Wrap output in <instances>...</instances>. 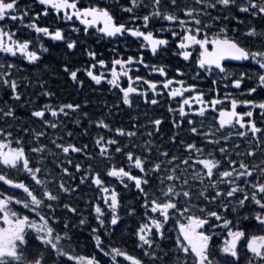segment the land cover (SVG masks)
Masks as SVG:
<instances>
[{
  "label": "snow or ice",
  "instance_id": "1",
  "mask_svg": "<svg viewBox=\"0 0 264 264\" xmlns=\"http://www.w3.org/2000/svg\"><path fill=\"white\" fill-rule=\"evenodd\" d=\"M33 3L39 11L27 3L21 6V0H0V90L8 96L0 106V264H264V26L258 29L252 23L237 36L238 29H229L226 22L243 25L244 20L223 14L235 9L252 21L264 20V0H126L119 5L127 15L123 22L96 0L87 6L81 0ZM50 13L72 22L73 32L94 33L98 40H132L139 54L124 58L113 48L109 64L97 59L95 50L85 49L91 63L83 69L65 64L64 73L83 88L78 76L83 71L94 86L106 84L117 94V102L105 103L106 115L96 120L83 111L87 100L84 105L45 103L31 110V118L42 126L36 129L19 123L16 115L15 104L27 99L17 62L39 64L49 51L40 42L41 34L64 42L69 51L79 43L66 38L59 26H41L40 18ZM157 32L175 39L174 54L189 62L193 81H211V99L197 83L183 78L181 68L170 78L165 66L145 62L144 50L155 56L169 45ZM233 61L240 63L230 66ZM134 65L164 79L133 76V70L139 72ZM97 67L101 71H94ZM219 84L239 96L225 91L221 97ZM37 85L38 96L55 95L43 80ZM164 95L177 100L176 107L169 103L167 109L174 131L166 144L162 118L141 125L133 117L127 128H113L108 119L121 106L131 109L136 99L156 106ZM239 106L246 110L238 111ZM73 116L83 135L90 134V127L108 135L97 134L91 151L87 143H65V138L74 139L64 124ZM185 123L187 140L180 138ZM73 154L82 159L74 163ZM130 188L135 189L137 206L129 205L125 214L136 218L131 237L139 255L126 246L105 245L100 234L121 223L123 192ZM88 190L95 195L88 197ZM84 228L95 242L96 255L75 251L76 230Z\"/></svg>",
  "mask_w": 264,
  "mask_h": 264
},
{
  "label": "flooded vegetation",
  "instance_id": "2",
  "mask_svg": "<svg viewBox=\"0 0 264 264\" xmlns=\"http://www.w3.org/2000/svg\"><path fill=\"white\" fill-rule=\"evenodd\" d=\"M25 3L31 5L33 10L35 11L40 10V6L34 4L33 0H21V6H23ZM81 3L87 6V4H84L83 2ZM115 17L121 22L127 19L126 16L124 17L115 16ZM39 23L41 24V26H50L51 29L53 30L57 26H59L64 29L66 38L70 37L72 39H76L79 41V43L76 49L69 51L66 48L64 42L52 41L50 40V38L43 37V35L41 34L40 42L44 43L45 47L49 48V51L43 54L39 64L36 66H32L29 65L26 60L22 62H17L18 69H20V71L17 72L16 69H14L13 71L17 72V78L19 77L25 78L23 79L21 90L23 92V96L27 98L26 101L22 100L21 103L15 104L16 115L21 118L19 123L31 126L36 129H40L42 126L39 123H36L31 118L30 113L33 108L42 106L45 103H51L53 105H58L61 103H80L81 105H84V102L87 100L88 104L87 106L83 107V111L88 112L89 117L92 120H96L102 115H106L107 110L105 109L104 104L105 103L109 105L115 104L117 102V94H113L112 92H110L106 84L104 85V87L94 86L90 82V79L86 77L83 71L78 73L79 78L84 80L83 88H80L78 85H74L71 82L68 75L64 73L62 66L68 64L71 69L85 68L89 63H91L90 59L87 57L85 53V49L95 50L97 52V59L103 58L106 61H108L110 64V61L113 58V52H112L113 48L117 49L118 55H122L124 58H126L128 55L139 54L137 51L138 44L133 43L132 40H127V41L124 40L115 41L108 39L98 40L97 36L94 33L86 36L83 33V31H80L79 33L73 32L71 30L73 27L72 22H64L62 17H57L54 13H50L47 17L42 16L40 18ZM75 26L82 28V25H80L78 21L75 22ZM155 28L159 29L160 24H156ZM90 32H93V30H90ZM156 34L166 36L169 39V45L167 49L160 50L158 54L155 56H153L149 50H144L145 62L148 64L165 66L168 72V76L170 78L176 76L175 70L177 67L181 68L183 71L186 72V76L183 78L186 79L188 83H193V82L197 83L199 90L205 92L206 99H211L212 96L211 94H209V89L212 87L211 81L209 79H201V80L193 81L190 78L192 73L191 71H189V62L183 61L181 57L174 54L176 49L175 39L172 38L167 32L165 33L157 32ZM22 35L28 36V32L22 31ZM35 37L36 34L32 33L30 38L35 39ZM195 55L196 53H194V57ZM194 57H193V62H194ZM0 59H2V56H0ZM228 63L230 66H232L239 64L240 62H228ZM136 67H139V72L137 73L135 70H133L131 73L133 76L138 74L148 79H152L156 81H160L164 79L163 77H160L158 73H152L151 75H149V70L145 69L143 66L134 65L133 69H135ZM94 71L99 72L101 71V69L97 67V69H95ZM177 78L179 79L180 77ZM39 80H43L45 82L46 88L55 93L53 97L49 98V97L37 95V93L41 91L37 85V81ZM28 81L32 82L31 86H28L29 85V83H27ZM121 83L123 86L126 87L127 86L126 78H122ZM24 86H28V87L25 88ZM141 87H146V86L141 85ZM218 87L220 88L221 97H223L225 91L231 92L233 95L239 96V93L233 90L231 87H229L227 90L223 88L222 84H219ZM185 95H187V93ZM149 97L151 98V93H149ZM158 99L160 100V103L159 105L156 106L145 105L142 98L136 99L131 109L127 108L126 106H121L119 111L118 112L114 111L113 115L108 117V119L112 124L113 128L118 126H123L127 128L130 126L133 117H138L141 125L147 124L149 119L162 118L164 123L161 125V135L164 137L163 142L166 144L168 137L174 131L171 127L172 114H170L167 111V109L169 107V103H171L172 107H176L177 100L173 99L172 101H169L166 95L161 96ZM6 100H8V96L5 94L3 90H0V106H3L2 102ZM9 103L12 102L9 101ZM224 105L230 106L228 104V101H224ZM193 107H196V105L194 104ZM244 110L246 109L243 106L238 107V111H244ZM49 118L51 119V117ZM211 119L212 117L209 116L208 120L211 121ZM256 119L258 126H260L261 120L259 118L258 109L256 110ZM75 120L76 117L73 116L71 120L64 121V124L67 126V128L73 131L74 133V139L68 140L67 138H65V143H69V142H75L77 144L87 143L89 145V150L91 151L93 138L97 134H104L106 136L108 135L107 133H104L101 130L95 129L94 127H90L89 128L90 134L88 136H85L82 134L83 127H77L73 123V121ZM10 122L16 123L15 121H10ZM82 123L84 126H87L86 120L82 121ZM0 126H3L2 122H0ZM184 128L185 130L181 131L180 133V138L187 140L189 136L186 131L187 129L186 123ZM142 131H146V129H142ZM52 135H53V131L49 129V136ZM137 142L142 143L143 141L138 138ZM156 142L161 143L159 138H156ZM244 143H241V151H244ZM170 150L174 151V149H170ZM81 159L82 157L73 154L74 163L80 161ZM132 193H136L134 188H130L129 190L123 192V196H122L123 204H137V199H138L137 195H132ZM94 195L95 193L93 191L91 190L87 191L88 197ZM80 207L85 208L86 206L83 204V202H81ZM121 208L124 207L122 206ZM84 215L88 216V212H85ZM125 218L128 219V216H126ZM88 219L91 225L95 226V221L92 219V217L88 216ZM73 223H75V220H73ZM0 224H2V222H0ZM169 227H171V225H169ZM133 229L134 228H131L128 225V221L124 219L123 224L120 223L118 227H114L111 231L107 233H105L104 230L101 229L100 230L101 239L105 245H118L120 247L126 246L127 250L131 254L139 255L140 254L139 250L135 248L133 244V239L131 237V232L133 231ZM76 232H77V236L75 239L78 241V244H74L75 251L82 256H89L90 254L96 255L97 250L95 248V242L91 239L89 229L88 228H84L83 230L77 229ZM241 256L243 257V250H241Z\"/></svg>",
  "mask_w": 264,
  "mask_h": 264
},
{
  "label": "trees",
  "instance_id": "3",
  "mask_svg": "<svg viewBox=\"0 0 264 264\" xmlns=\"http://www.w3.org/2000/svg\"><path fill=\"white\" fill-rule=\"evenodd\" d=\"M96 2H97V1H96ZM98 3H100L101 6H105V5L109 6L111 11L116 10V11L118 12V7H117L116 5L119 6L120 4L126 3V0H100V1H98ZM217 14H218V11L212 13L213 16H215V15H217ZM223 14H226V15H237V16H239L241 19H243L244 22L247 21V24L250 25V24H252V23H255V25H256L257 27H258V26H261V25L264 24V20L257 19V20H255V21H252V20H250L249 17H247L246 15L241 14V13H237V12L235 11V9L231 10V12H225V13H223ZM251 22H252V23H251ZM226 26H227L229 29H231V28H237V29H238V32H240V28H243V29L245 28L244 26L237 25L236 22H235L234 20H233V21H230V22H226ZM242 31H243V30H242ZM242 31H241V32H242ZM230 32H231V31H230ZM232 35H233V33H232ZM129 205H131V204H123V203H122V206H123L124 208H121V209L119 210V214H120V216H121V224H123L124 219H125V220L128 221V225H129L131 228H134L135 225H136V218H129V217H128V219L125 218V217L127 216V215L125 214V209H126V207H128ZM131 206H132V205H131ZM135 206H137V205H135Z\"/></svg>",
  "mask_w": 264,
  "mask_h": 264
},
{
  "label": "bare ground",
  "instance_id": "4",
  "mask_svg": "<svg viewBox=\"0 0 264 264\" xmlns=\"http://www.w3.org/2000/svg\"><path fill=\"white\" fill-rule=\"evenodd\" d=\"M260 27H262V25L260 26ZM133 45V44H132ZM134 48V47H133ZM56 56V55H55ZM54 56V57H55ZM56 59V58H55ZM63 59V58H62ZM57 66V65H56ZM63 67V66H62ZM51 69H52V67H51ZM55 69V68H54ZM55 73V72H54ZM53 73V74H54ZM60 74H61V72H60ZM52 75V74H51ZM67 75V74H66ZM58 77H59V75H58ZM62 77V76H61ZM61 77H60V79H61ZM28 78V77H27ZM26 78V79H27ZM30 78H31V76H30ZM26 81V80H25ZM59 81V80H58ZM62 81V80H61ZM86 81V80H85ZM24 83H26V82H24ZM27 83H29V81L27 82ZM32 83V82H31ZM34 83V82H33ZM33 87H34V85H33ZM64 89V88H63ZM92 94V93H91ZM87 95V94H86ZM95 95V94H94ZM33 96V95H32ZM35 96V95H34ZM84 97V96H83ZM82 98V97H81ZM92 98V97H91ZM99 98V97H98ZM102 99V98H101ZM35 100V99H34ZM84 101V100H83ZM93 103V102H92ZM97 103H99V102H97ZM103 103V102H102ZM96 106V105H95ZM65 121H68V120H65ZM26 122V121H25ZM51 130V129H50Z\"/></svg>",
  "mask_w": 264,
  "mask_h": 264
}]
</instances>
